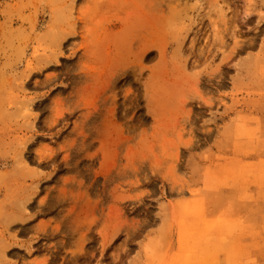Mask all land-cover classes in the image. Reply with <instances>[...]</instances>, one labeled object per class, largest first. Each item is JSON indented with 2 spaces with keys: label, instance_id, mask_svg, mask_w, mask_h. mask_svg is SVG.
<instances>
[{
  "label": "rangeland",
  "instance_id": "rangeland-1",
  "mask_svg": "<svg viewBox=\"0 0 264 264\" xmlns=\"http://www.w3.org/2000/svg\"><path fill=\"white\" fill-rule=\"evenodd\" d=\"M260 113L264 0H0V264H264Z\"/></svg>",
  "mask_w": 264,
  "mask_h": 264
},
{
  "label": "crops",
  "instance_id": "crops-1",
  "mask_svg": "<svg viewBox=\"0 0 264 264\" xmlns=\"http://www.w3.org/2000/svg\"><path fill=\"white\" fill-rule=\"evenodd\" d=\"M259 121L261 122V131L264 133V113H260L259 114ZM264 137V135H263ZM264 140L261 142L264 145ZM251 146L253 144H250ZM262 154V153H261ZM253 158V156L251 157V159ZM256 158V159H255ZM256 160V163L261 165L262 169L264 170V154L263 155H259L257 154L256 156H254V158ZM245 159H243L242 161H244ZM248 160V158H247ZM251 161V160H250ZM246 194L247 196V200L248 202L247 205H245V202L242 203V206H247V207H241V211H245L246 210H252L255 212H264V176L261 177V179H259V182L257 183V185L255 187L249 188L248 190H244V195ZM245 208V209H244ZM264 219L263 216H260V220ZM246 220H247V216H246ZM251 223V224H249ZM254 222H249L247 220V222L245 221L244 217H243V222H242V230H244V232L246 233V235H242L239 240L240 243H250L253 242V239H249L248 236V230L249 228H254V226L256 227V229H259L261 226L264 228V222L259 221V216L257 217V220L255 222V224H253ZM253 238V236H252ZM257 242L259 241L260 237H257ZM255 241V240H254Z\"/></svg>",
  "mask_w": 264,
  "mask_h": 264
},
{
  "label": "bare ground",
  "instance_id": "bare-ground-1",
  "mask_svg": "<svg viewBox=\"0 0 264 264\" xmlns=\"http://www.w3.org/2000/svg\"><path fill=\"white\" fill-rule=\"evenodd\" d=\"M132 12V11H131ZM127 14V13H126ZM163 14V13H162ZM126 19H127V16H126ZM139 23V22H138ZM130 27V22L129 23H127V29ZM74 33V32H73ZM73 33H70V34H73ZM129 33V32H128ZM163 37V36H162ZM131 38V36H129V35H127V34H125V36L122 38L123 39V43L125 44V45H127V47L128 48H131L130 47V45L132 46V44H131V42H134V39H130ZM160 38V37H159ZM131 40V41H130ZM161 40V39H160ZM103 43V42H102ZM149 46V45H148ZM89 47V46H88ZM87 48V47H86ZM146 48V45H145V43H143V50ZM151 48V47H150ZM94 48H92V51H88V53L89 54H92V53H94L95 54V56H96V49L95 50H93ZM89 50V49H88ZM131 51V50H130ZM92 52V53H91ZM125 52V51H124ZM123 52V53H124ZM126 52H127V49H126ZM130 53V52H129ZM127 55H128V53H126ZM162 57H163V55H162ZM160 58V57H159ZM101 59L102 58H100L99 60H100V62H101ZM95 60H97L96 59V57H95ZM161 61V60H160ZM49 62H52V63H56L57 62V57L55 56V57H52V59L51 60H49ZM163 62V61H162ZM51 64V63H50ZM131 69H133V68H131ZM103 70V69H102ZM124 72V71H123ZM91 73V72H90ZM142 73V72H141ZM99 75V73L98 72H96L95 74H94V76H92V78H91V80L94 82V81H96L97 80V76ZM143 75V74H142ZM147 81H148V79H147ZM98 82V81H97ZM96 83V82H95ZM103 87V86H102ZM147 89V88H146ZM146 89H144V90H146ZM148 90V89H147ZM147 96V95H146ZM112 110V109H111ZM114 112V111H113Z\"/></svg>",
  "mask_w": 264,
  "mask_h": 264
}]
</instances>
